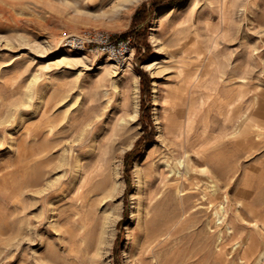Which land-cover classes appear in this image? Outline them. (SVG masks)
I'll return each mask as SVG.
<instances>
[{
  "label": "rangeland",
  "instance_id": "rangeland-1",
  "mask_svg": "<svg viewBox=\"0 0 264 264\" xmlns=\"http://www.w3.org/2000/svg\"><path fill=\"white\" fill-rule=\"evenodd\" d=\"M143 1L0 0V264H264V0ZM83 29L129 59L60 46Z\"/></svg>",
  "mask_w": 264,
  "mask_h": 264
},
{
  "label": "bare ground",
  "instance_id": "bare-ground-1",
  "mask_svg": "<svg viewBox=\"0 0 264 264\" xmlns=\"http://www.w3.org/2000/svg\"><path fill=\"white\" fill-rule=\"evenodd\" d=\"M155 62L156 61L152 62L151 64ZM176 97H175V104L177 103L178 105H180L181 103L183 102L185 103L187 101L186 95L183 93V90L180 92L179 95H176ZM191 100L192 99H189V102H191ZM226 114L227 116H229V119H230V116H232V114L234 113H231V110L228 109ZM164 117L166 119V122L164 125L165 131L169 134L172 143L176 144L179 148V151H178L179 155H177L178 157L174 156L173 154L171 155L173 164L169 167L167 174H171V177L175 178V182L169 183L168 186L170 189H174V191H176L177 194H180L182 197V193H180V190H181L180 182H181V174H182L181 168L184 167L186 169L189 166L190 152L188 151L190 150L191 152H194L195 155H197L200 159L205 160L207 155L204 151L206 150L196 149L195 147L196 138H194V135H193L195 132V131L193 132V126H194L193 116L188 115L187 119H183L181 116V112L178 110L176 113L165 111ZM165 163L166 165H170L169 162H165Z\"/></svg>",
  "mask_w": 264,
  "mask_h": 264
},
{
  "label": "built area",
  "instance_id": "built-area-1",
  "mask_svg": "<svg viewBox=\"0 0 264 264\" xmlns=\"http://www.w3.org/2000/svg\"><path fill=\"white\" fill-rule=\"evenodd\" d=\"M60 46L74 52H95L106 55L116 64L123 65L134 47L130 36H111L100 29H83L80 32L66 33L60 39Z\"/></svg>",
  "mask_w": 264,
  "mask_h": 264
},
{
  "label": "trees",
  "instance_id": "trees-1",
  "mask_svg": "<svg viewBox=\"0 0 264 264\" xmlns=\"http://www.w3.org/2000/svg\"><path fill=\"white\" fill-rule=\"evenodd\" d=\"M178 0H150V6L149 7H146V2L143 1L134 11L133 13V17H132V22L135 23L136 21H139L141 22L142 20L145 19V16L147 13H149L153 7L155 5H157L158 3H165L167 5H171L173 4L174 2H176ZM136 37L139 38L138 35H140L139 32H136ZM140 39V38H139ZM142 74V77L144 75L143 72H141ZM149 137L147 136L146 139H148ZM142 139H144V136H141L140 138H138L135 142V145L130 149L128 150L126 153H125V160H126V165L129 164L131 158L136 155L138 153V151L140 150V147H139V144L140 142L142 141ZM145 139V140H146Z\"/></svg>",
  "mask_w": 264,
  "mask_h": 264
}]
</instances>
